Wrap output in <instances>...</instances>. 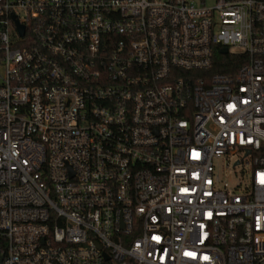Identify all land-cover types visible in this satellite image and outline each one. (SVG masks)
<instances>
[{
	"label": "built area",
	"instance_id": "1",
	"mask_svg": "<svg viewBox=\"0 0 264 264\" xmlns=\"http://www.w3.org/2000/svg\"><path fill=\"white\" fill-rule=\"evenodd\" d=\"M0 264H264V0H0Z\"/></svg>",
	"mask_w": 264,
	"mask_h": 264
},
{
	"label": "trees",
	"instance_id": "2",
	"mask_svg": "<svg viewBox=\"0 0 264 264\" xmlns=\"http://www.w3.org/2000/svg\"><path fill=\"white\" fill-rule=\"evenodd\" d=\"M242 57L243 56L238 57V58H242ZM214 58H215V62H214L212 71L213 72H224V73L232 72L230 68H233V66H235V64L239 60L238 58L234 56H230L229 54L221 53L219 49L215 51Z\"/></svg>",
	"mask_w": 264,
	"mask_h": 264
},
{
	"label": "water",
	"instance_id": "3",
	"mask_svg": "<svg viewBox=\"0 0 264 264\" xmlns=\"http://www.w3.org/2000/svg\"><path fill=\"white\" fill-rule=\"evenodd\" d=\"M21 30H22V29H21ZM220 52H221V53H225V52H227V50H226V48H223Z\"/></svg>",
	"mask_w": 264,
	"mask_h": 264
}]
</instances>
